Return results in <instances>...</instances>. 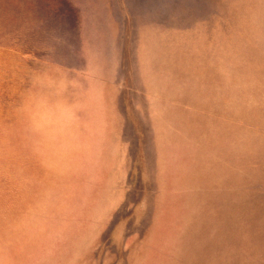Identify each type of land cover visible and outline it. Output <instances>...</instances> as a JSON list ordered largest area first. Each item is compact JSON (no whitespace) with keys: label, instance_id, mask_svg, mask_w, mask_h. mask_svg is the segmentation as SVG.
Listing matches in <instances>:
<instances>
[{"label":"rangeland","instance_id":"1","mask_svg":"<svg viewBox=\"0 0 264 264\" xmlns=\"http://www.w3.org/2000/svg\"><path fill=\"white\" fill-rule=\"evenodd\" d=\"M0 0V264H264V0Z\"/></svg>","mask_w":264,"mask_h":264},{"label":"crops","instance_id":"2","mask_svg":"<svg viewBox=\"0 0 264 264\" xmlns=\"http://www.w3.org/2000/svg\"><path fill=\"white\" fill-rule=\"evenodd\" d=\"M103 2L99 9L101 10V21L102 27L108 32L109 39H110V55L116 60H118L119 66H113V80L114 82H121L123 79L122 76V60H123V46L125 42V29H124V22L122 19V9L121 7L119 11H117V1L119 3L120 0H100Z\"/></svg>","mask_w":264,"mask_h":264}]
</instances>
